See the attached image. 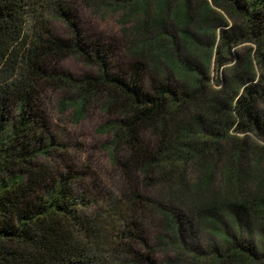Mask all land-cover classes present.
<instances>
[{
    "label": "trees",
    "instance_id": "16d2710c",
    "mask_svg": "<svg viewBox=\"0 0 264 264\" xmlns=\"http://www.w3.org/2000/svg\"><path fill=\"white\" fill-rule=\"evenodd\" d=\"M85 1L141 14L135 51H154L183 85L167 75L146 83L138 60L113 67L111 46L80 27L75 0H0V264H162L147 236L157 222L167 246L195 264H264L262 147L248 135L264 137V0H177L169 15L170 0H155L149 19L150 0ZM52 17L69 37L52 31ZM170 25L193 60L178 58ZM241 42L250 45L231 51ZM68 56L96 71L60 70ZM212 57L215 69L228 63L214 79L204 74ZM51 87L73 91L61 106L76 113L104 98L113 189L97 190L68 160L45 116ZM240 214L251 234L254 225L262 231L254 245L251 236L236 243ZM195 221L216 224L221 243L183 242L181 223Z\"/></svg>",
    "mask_w": 264,
    "mask_h": 264
},
{
    "label": "rangeland",
    "instance_id": "374dc122",
    "mask_svg": "<svg viewBox=\"0 0 264 264\" xmlns=\"http://www.w3.org/2000/svg\"><path fill=\"white\" fill-rule=\"evenodd\" d=\"M199 0H190L191 5H195ZM210 1V0H208ZM177 0H170V6L167 8V14L176 4ZM156 1L150 0L148 6L149 19L156 8ZM74 10L79 22L80 27L87 36L98 37L103 42L108 43L112 49L111 63L113 67L125 69L129 63L134 60L141 61L146 69L144 71L145 82L148 83L152 78L160 79L167 75L170 83L173 86L179 87L183 85L179 78L171 72L170 67L165 63L164 59L156 56L154 51L141 52L135 51V41L141 37L140 30H134L136 25V18L142 15L133 11L129 12L131 8H125L122 5H108V4H95L94 2H87L85 0H75ZM138 8V5L137 7ZM139 9V8H138ZM132 11V10H131ZM139 11V10H138ZM231 23L227 21V26ZM50 28L54 33L62 37H69L71 30L69 26L61 19L52 17L49 20ZM161 29V28H159ZM170 31L174 32L178 58L185 60L190 58L187 56L188 48L184 42H181L179 34L170 25ZM150 32V31H149ZM147 33V32H146ZM191 35L194 36L195 30L190 29ZM150 34H152L150 32ZM146 40V39H145ZM250 45L248 42H241L231 48V51H242L243 47ZM146 49V48H145ZM144 49V50H145ZM139 52V53H138ZM157 57V59L155 58ZM193 60V58H190ZM214 57L209 67L204 73L210 79H214L224 70H226L228 63L223 64L215 69ZM195 61L198 62L197 59ZM172 67L181 71L184 67L177 63L172 64ZM60 70L69 72L75 75L84 73H93L96 71L94 67L87 66L74 56L64 58L59 64ZM159 68V71H157ZM206 68V67H205ZM73 91L62 87L48 88L43 96V105L45 116L50 125L51 131L56 135L59 141L64 143L68 148V160L73 161L78 167L85 168L90 177H93L97 183V190L113 189L111 181V160L109 150L111 149L110 142L112 140V133L105 127V123L112 119V116L103 112L101 104L104 98L97 97L86 105L84 111L76 113L71 105L61 103L71 97ZM264 109V103L261 105ZM251 140L257 146H261V153L259 157L258 167L264 170V137H257L252 133H248ZM219 171L215 174L213 185L220 182ZM264 178V172L261 174ZM101 187V188H100ZM95 192L96 189H93ZM241 222V239L236 238V243L249 242L248 237L251 236L253 245L257 241L259 232H262L257 225H254V232L251 234L248 229V224L245 222L243 214ZM221 220L222 226L230 233H233V226L231 217L224 215ZM218 224V222H217ZM216 224L211 223L202 226L200 221L193 222L192 225L184 222L180 226V239L188 245L197 246L200 250H207V248L214 244L218 246L220 242V235ZM164 226L162 223H155L149 227L147 236L151 245L155 246L154 257L157 263H170V264H195L192 262L189 255H179L174 247H169L163 241L165 238ZM250 238V237H249ZM259 242V240H258Z\"/></svg>",
    "mask_w": 264,
    "mask_h": 264
}]
</instances>
